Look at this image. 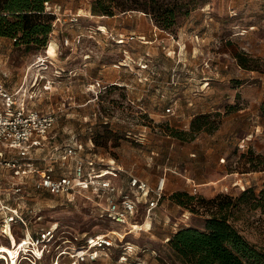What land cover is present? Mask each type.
I'll return each mask as SVG.
<instances>
[{"label":"rangeland","instance_id":"1","mask_svg":"<svg viewBox=\"0 0 264 264\" xmlns=\"http://www.w3.org/2000/svg\"><path fill=\"white\" fill-rule=\"evenodd\" d=\"M91 2H56L62 16L45 41L0 36L6 61L0 78L18 88L38 77L45 94L31 105L57 112L51 143L35 154L41 167L78 134L83 141L93 136L98 153L151 184L166 180L164 204L148 222L141 214L142 228L95 264H185L168 239L183 228L204 229L216 210L207 201L215 198L230 203V222L264 247V213L251 196H242L246 189H264V74L241 67L231 53L236 49L264 67V0H183L182 15L167 30L141 11L90 14ZM77 14L79 20L71 21ZM171 105L173 113L165 114ZM6 176L19 174L13 169ZM28 190V205L45 225L58 223L62 231L42 264L94 235L127 231L103 217L104 200L88 193L71 200L34 191L31 183ZM127 243L131 256L121 253ZM3 245L10 247L0 235ZM69 257L60 264H70Z\"/></svg>","mask_w":264,"mask_h":264},{"label":"built area","instance_id":"2","mask_svg":"<svg viewBox=\"0 0 264 264\" xmlns=\"http://www.w3.org/2000/svg\"><path fill=\"white\" fill-rule=\"evenodd\" d=\"M47 9L56 15V20L61 19V7L50 3ZM79 17L77 14L71 21H78ZM99 31L104 32L102 28ZM5 64L0 47V67ZM3 73L7 75L6 71ZM37 85L38 77L18 88L0 78V235L8 239L14 252H0V264H42L62 233L58 223L45 225L40 211L28 205L29 183L34 191L68 196L71 200L87 193L90 199L104 200L103 217L127 231L94 235L70 250L60 249L51 261L60 264V258L67 254L70 264H95L116 242L123 245L126 235L142 228L141 214L146 221L151 219L166 197V180L151 184L132 171L126 172L114 158L96 151L92 136L83 141L78 134L58 146L49 163L41 167L35 154L51 143L49 135L56 125L57 112L31 105L45 94ZM171 113L172 105L165 110V114ZM13 169L19 174L15 180L6 176ZM123 172L127 179L123 178ZM193 192H198V186H193ZM132 251L133 245L127 243L121 253L131 256Z\"/></svg>","mask_w":264,"mask_h":264},{"label":"trees","instance_id":"3","mask_svg":"<svg viewBox=\"0 0 264 264\" xmlns=\"http://www.w3.org/2000/svg\"><path fill=\"white\" fill-rule=\"evenodd\" d=\"M59 0H0V36L16 38L15 42H41L53 30L56 15L47 9L50 3ZM183 0H92L91 12L102 16H115L130 11H141L151 17L163 29L172 28L182 15ZM20 35V36H18ZM42 37V38H41ZM239 65L245 69L264 74V67L257 58L231 50ZM264 118V100L260 106ZM205 117V116H204ZM93 140L94 137L92 136ZM95 143V140H94ZM96 146V145H95ZM251 196L255 206L264 213V189L257 194L253 189L244 190L242 196ZM188 200L193 196L185 194ZM176 197L180 204L186 202ZM212 199L216 210L205 221L204 229L183 228L169 239V245L185 264H264V247L249 240L230 222L224 204ZM232 202V198H230Z\"/></svg>","mask_w":264,"mask_h":264},{"label":"crops","instance_id":"4","mask_svg":"<svg viewBox=\"0 0 264 264\" xmlns=\"http://www.w3.org/2000/svg\"><path fill=\"white\" fill-rule=\"evenodd\" d=\"M53 6H59V7H61V4H58V3H53ZM89 10V13L91 14V9L90 8H88ZM85 11H87V9H85ZM82 15V14H81ZM57 25V24H56ZM103 26H105L106 27V29H108V27L106 26V25H103ZM101 27H102V25H101ZM102 33H104V32H102ZM39 109V108H38ZM43 110H45V109H43ZM165 113V112H164ZM79 136V135H78ZM80 137V136H79ZM90 137V136H89ZM88 137V138H89ZM81 138V137H80ZM82 139V138H81ZM119 164V163H118ZM121 165V164H120ZM122 166V165H121ZM124 169H125V167L124 166H122ZM126 170V172L128 171H131V170H127V169H125ZM133 172V171H132ZM133 174H135L134 172H133ZM135 175H137V174H135ZM122 176H123V178H125V179H127V177H128V175L125 173V172H123V174H122ZM138 176V175H137ZM140 177V176H139ZM141 178H143V177H141ZM120 181V180H119ZM166 192H167V186H166ZM164 201H165V199L161 202V204L159 205V207H157L156 209H155V211L154 212H156L163 204H164Z\"/></svg>","mask_w":264,"mask_h":264},{"label":"bare ground","instance_id":"5","mask_svg":"<svg viewBox=\"0 0 264 264\" xmlns=\"http://www.w3.org/2000/svg\"><path fill=\"white\" fill-rule=\"evenodd\" d=\"M54 51H55V46H54V44H51L49 47L48 53L51 54ZM12 251L13 250L11 247H9V249L4 245L2 247H0V252H4V253L10 252L11 254H13Z\"/></svg>","mask_w":264,"mask_h":264},{"label":"water","instance_id":"6","mask_svg":"<svg viewBox=\"0 0 264 264\" xmlns=\"http://www.w3.org/2000/svg\"><path fill=\"white\" fill-rule=\"evenodd\" d=\"M122 14H124V13H122Z\"/></svg>","mask_w":264,"mask_h":264}]
</instances>
